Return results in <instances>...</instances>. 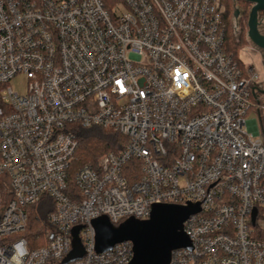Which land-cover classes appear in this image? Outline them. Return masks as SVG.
<instances>
[{"label":"built area","instance_id":"1","mask_svg":"<svg viewBox=\"0 0 264 264\" xmlns=\"http://www.w3.org/2000/svg\"><path fill=\"white\" fill-rule=\"evenodd\" d=\"M224 15V0H0V264H63L77 228L68 264H130V242L96 250L93 223L161 204L200 207L170 264H264V82L227 51ZM21 74L25 95L8 87ZM76 128L128 143L73 174ZM45 197L33 248L27 210Z\"/></svg>","mask_w":264,"mask_h":264},{"label":"water","instance_id":"2","mask_svg":"<svg viewBox=\"0 0 264 264\" xmlns=\"http://www.w3.org/2000/svg\"><path fill=\"white\" fill-rule=\"evenodd\" d=\"M244 1L252 5L248 20V38L259 50L264 51V35L259 31L258 19L259 14L264 11V0ZM238 14L237 11L235 16ZM260 92L264 93V91ZM199 212V205L161 204L153 206L148 220L130 218L119 226H113L107 218H100L93 223L96 250L105 252L117 244L130 242L133 246V258L130 264H170L174 251L192 249V243L184 232V223L190 216ZM79 230L77 228L74 232L76 236L73 241L74 252L63 264L82 257L81 244L77 238Z\"/></svg>","mask_w":264,"mask_h":264},{"label":"trees","instance_id":"3","mask_svg":"<svg viewBox=\"0 0 264 264\" xmlns=\"http://www.w3.org/2000/svg\"><path fill=\"white\" fill-rule=\"evenodd\" d=\"M228 1L229 0H224V17L228 27L226 46L227 51L238 58V49L241 44H244V41L243 39L241 41L237 40L238 36H236L235 25H233L230 16L231 11L226 5ZM75 132L79 142V148L73 165V174L85 165L97 168L100 158L103 155L110 152L118 153L122 151L128 143L126 137L110 130L100 128H76ZM11 198L12 194L10 192L9 179L6 176H0V213L4 211V208H6ZM53 210L54 204L48 197L43 198L38 204L28 208L29 226L24 236L28 239L31 247H41L46 243V239H48L46 231L51 229L48 223V215L52 213ZM40 236L42 241H35V239Z\"/></svg>","mask_w":264,"mask_h":264},{"label":"rangeland","instance_id":"4","mask_svg":"<svg viewBox=\"0 0 264 264\" xmlns=\"http://www.w3.org/2000/svg\"><path fill=\"white\" fill-rule=\"evenodd\" d=\"M226 2V1H225ZM227 8L231 11V19L233 25H235V31L237 33L239 41L243 39V43L238 49V58L246 67L254 68L259 75L260 81L264 82V51L259 50L248 38V20L252 5L244 0H229L226 3ZM117 12H123V6L119 5ZM116 8H114V11ZM239 12L235 16L236 12ZM259 31L264 33V11L259 14ZM28 81L26 76L21 74L16 76L11 82L8 83V87L15 93L25 95L27 92ZM249 118H258L257 115L252 112L248 115ZM40 240V241H38ZM35 241L41 242V236L36 238Z\"/></svg>","mask_w":264,"mask_h":264},{"label":"flooded vegetation","instance_id":"5","mask_svg":"<svg viewBox=\"0 0 264 264\" xmlns=\"http://www.w3.org/2000/svg\"><path fill=\"white\" fill-rule=\"evenodd\" d=\"M262 35H264V33H262ZM263 51V50H262Z\"/></svg>","mask_w":264,"mask_h":264}]
</instances>
